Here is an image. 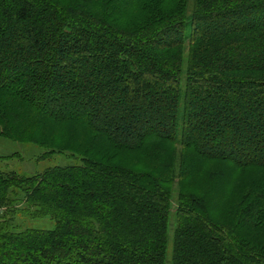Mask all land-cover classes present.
<instances>
[{
	"label": "trees",
	"instance_id": "1",
	"mask_svg": "<svg viewBox=\"0 0 264 264\" xmlns=\"http://www.w3.org/2000/svg\"><path fill=\"white\" fill-rule=\"evenodd\" d=\"M0 137L78 161L0 170L55 223L3 217L0 264H167L179 145L244 169L227 223L177 194L172 264H264V0H0Z\"/></svg>",
	"mask_w": 264,
	"mask_h": 264
},
{
	"label": "rangeland",
	"instance_id": "2",
	"mask_svg": "<svg viewBox=\"0 0 264 264\" xmlns=\"http://www.w3.org/2000/svg\"><path fill=\"white\" fill-rule=\"evenodd\" d=\"M68 2H77L78 0H59ZM186 81V77H185ZM183 82V84L185 83ZM74 125V124H73ZM73 125H71L73 127ZM181 125V124H180ZM58 128H52V131H64L67 128L64 126H57ZM76 130H79L78 128ZM65 138L64 136H61ZM46 150L35 145L34 143H20L10 141L0 137V154L3 159H0V170L4 172H15L22 176H31L44 172L48 168L55 166H68L77 164V158H70V153L63 154H44ZM174 167L175 173L172 171L174 183L172 189L174 195L172 198V213L170 216V230H169V257L167 264H172V245L175 236V230L178 226V216L176 209H178V196L179 193H185L189 196L196 198L197 200L203 197L207 198L208 203L211 205L210 213L213 216L217 211V217L219 221L229 222L230 213L232 208L239 197V186L241 183L242 172L244 168H239L233 162L214 160L210 156H207L199 151L195 147L182 148V146H176L174 152ZM242 171V172H241ZM251 174L259 177L263 172L258 169L251 170ZM236 178L232 183L233 178ZM249 183L252 182V179ZM264 182V181H263ZM264 185V184H263ZM243 194L246 190H243ZM260 192H263L260 190ZM222 199L227 204H221ZM201 202V201H198ZM216 204H219L216 206ZM201 206V204H198ZM22 208H19L16 213L0 214V220L12 219V223L17 226V230H23L25 228H37V229H53L55 226L54 221L49 218H30L25 212H21ZM229 212V213H228ZM216 219V220H217ZM217 220V221H218ZM253 229V226H248ZM261 226L257 227V237L261 239Z\"/></svg>",
	"mask_w": 264,
	"mask_h": 264
},
{
	"label": "built area",
	"instance_id": "3",
	"mask_svg": "<svg viewBox=\"0 0 264 264\" xmlns=\"http://www.w3.org/2000/svg\"><path fill=\"white\" fill-rule=\"evenodd\" d=\"M1 211H2V210L0 209V213H1Z\"/></svg>",
	"mask_w": 264,
	"mask_h": 264
}]
</instances>
